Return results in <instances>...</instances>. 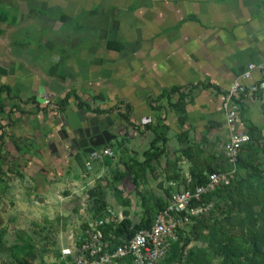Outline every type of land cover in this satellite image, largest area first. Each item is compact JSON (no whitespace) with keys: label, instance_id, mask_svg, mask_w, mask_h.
<instances>
[{"label":"crops","instance_id":"0c3cea01","mask_svg":"<svg viewBox=\"0 0 264 264\" xmlns=\"http://www.w3.org/2000/svg\"><path fill=\"white\" fill-rule=\"evenodd\" d=\"M250 63L264 64V0H0V88L10 90L1 97L36 111L51 137L64 126L75 130L71 114L84 124L85 114L98 112L101 127L115 136L98 153L111 149L117 134L132 152L154 144L164 112L170 136L202 132L224 141V94ZM263 80L264 70L256 69L245 82L240 127L250 133L257 126L264 136ZM44 93L63 101L61 119L53 116L57 108L40 104ZM178 141L167 140L166 149ZM126 178L132 186L124 188ZM131 179L127 174L117 185L126 196L137 189ZM160 180L168 189L174 179ZM107 201L118 214L132 213L117 199Z\"/></svg>","mask_w":264,"mask_h":264},{"label":"rangeland","instance_id":"374dc122","mask_svg":"<svg viewBox=\"0 0 264 264\" xmlns=\"http://www.w3.org/2000/svg\"><path fill=\"white\" fill-rule=\"evenodd\" d=\"M62 102L57 100L54 106L48 105L58 110L53 116L62 115ZM19 106L18 102L6 95L0 102V264H22L20 260H27L30 264L62 262L59 256L62 245L69 241L76 230L97 216V192L105 194L106 202L128 200L127 206L132 211L129 217L134 225L146 218L147 211L154 216L159 209L156 203L158 198L168 197L166 188H158L162 181L160 178L168 184L173 176L181 175L185 169L202 168L222 157V137L211 138L202 132L168 135L166 130L170 128V118L167 112L158 120L162 133L156 137L155 145L140 146L132 152L130 149L133 146L128 144L129 140L117 134L112 141V154L105 159L103 150H98L99 156L95 157L84 152L78 131L71 128L66 130L64 126L61 134L51 137L52 131L46 128L45 121L37 116L36 111H29L26 107L23 110ZM119 112L121 117L123 111ZM97 115L99 113L95 112L94 118H98ZM84 117L87 121L93 118L91 114ZM150 121L141 120L136 124L139 128L150 124ZM253 130V149L248 151L251 158H246L249 165H243L240 170V177L245 179L242 186L244 196L254 193L258 184L264 183V136L259 127L255 126ZM172 139L181 140L182 143L169 142L172 148L166 149L167 140ZM124 142L127 148L121 144ZM162 148L165 151H160ZM159 152V157L148 160L150 154ZM184 158H189L190 165L183 166ZM99 159H104L105 163ZM88 162L91 167L87 165ZM128 170L137 177V189L127 196L121 192L119 197L114 178ZM92 190H95L94 196ZM259 192L263 195L264 188ZM239 197L240 193L233 197L237 204L228 217L226 212L230 210L232 199L217 201L216 198L214 209L202 218V237L195 238L196 228L193 222L190 223L183 230L182 257L171 261L168 259L164 264H193L188 251L208 246L213 233L222 228H228L236 241L242 244L240 220L246 213ZM261 205H255L256 211L264 208ZM114 206L117 207L116 204ZM186 237L191 240L184 245ZM239 258L247 264L244 256ZM209 261L218 264L222 257L216 254Z\"/></svg>","mask_w":264,"mask_h":264},{"label":"built area","instance_id":"2783aa9c","mask_svg":"<svg viewBox=\"0 0 264 264\" xmlns=\"http://www.w3.org/2000/svg\"><path fill=\"white\" fill-rule=\"evenodd\" d=\"M256 69L264 70V64L250 63L247 70L224 94L222 108L228 137L221 142L220 151L231 168L209 173L207 182L203 184H194L191 172H187L183 180H171V194L167 198V204L158 210L152 224L138 229L130 238L115 247L106 239L104 228L109 223L118 224L124 217L122 213L118 214L112 207L107 206L105 217L93 218L62 245L63 264H115L123 258H130L133 264H163L173 244L180 239V233L193 222V218L205 216L214 209L215 201H206L205 195L231 182L237 171L241 151L253 140L252 135L240 127V118L241 102L249 91L245 82ZM259 86L264 88V80ZM41 97L40 104L55 105L51 94L44 93ZM103 153L112 154L110 149ZM92 155L98 157L99 153L94 152ZM87 165L91 167L90 162ZM128 181L127 178L124 180V188L130 184ZM131 182L134 185L132 179Z\"/></svg>","mask_w":264,"mask_h":264},{"label":"trees","instance_id":"16d2710c","mask_svg":"<svg viewBox=\"0 0 264 264\" xmlns=\"http://www.w3.org/2000/svg\"><path fill=\"white\" fill-rule=\"evenodd\" d=\"M4 90H8V93L10 92L9 88L7 86H2L0 88V102L2 100L1 93ZM80 106H83V103L80 104ZM1 110V107H0ZM254 130L252 129L250 131V134H252ZM253 136V134H252ZM253 140L245 146V148L241 151L238 163H237V171L235 176L232 178L231 182L227 185H223L221 187H218L213 192L205 195L206 201H211L216 198L217 201H226L228 199H232V204L230 206L229 212H226L227 217L231 215V211L233 207L237 204L233 197L236 198V195L240 193L241 200L244 205L245 209V217L242 218L240 221V225L242 226V244L238 243L236 241V237L231 234L228 228H222L221 231L214 232L211 236L212 239L209 242L208 246H199L194 249H190L188 251V257L192 260L193 264H212L210 258L212 259L214 255H220L222 257V261L218 264H244V261L240 260V256H244L245 261L247 264H264V193L263 195H260L259 190L264 188V183L258 184L257 189L254 191V193L250 192L248 196H244L242 194V186L245 182V179L243 180L240 177V170L243 167H248V163L246 158L251 155L248 153V151H252L253 147ZM155 145V142H154ZM160 151H165L163 148L160 149ZM264 151V149H263ZM161 152L150 154L148 157V160H152L154 158L159 157ZM264 154V153H263ZM222 158V159H221ZM218 158L214 162L209 163L208 166L204 167H198L191 169V174L194 177V184H203L207 182L208 174L214 171H222V170H228L231 168V165L229 164L228 160L223 156ZM250 163L252 164L251 160ZM250 164V165H251ZM133 175V182L137 186V177L134 176L133 172L131 170H128L127 172H121L115 176V188L116 192L121 196V191L118 189L117 185L118 183L127 175L131 174ZM262 177V176H260ZM174 180H183L182 175H176L173 176ZM167 196L169 197L171 194V189H167ZM233 196V197H231ZM118 197V198H119ZM167 197V198H168ZM231 197V198H230ZM261 197V198H260ZM167 198H158L157 200V206L158 210L165 207L167 204ZM97 202L98 207L96 209V215L97 217H105V210L107 206V202L105 200V194L97 192ZM121 202V201H120ZM261 202L263 203L261 205ZM122 203L127 206L129 201L128 200H122ZM215 204L216 201H215ZM261 205L263 209L260 211H256L255 205ZM211 212V211H210ZM209 212V213H210ZM208 213V214H209ZM146 218H143L142 221L136 224H132V221L130 217L123 218L118 224L114 225L112 223H109L105 226L104 232L105 237L108 241H110L111 246L115 247L119 244H121L124 240L130 238L138 229L142 227H147L152 224L154 216H151L149 212L147 211ZM207 216V215H205ZM193 218V225H195V238L202 237L201 235V229L203 228V218ZM202 224V225H201ZM220 230V229H219ZM183 239V231L180 233V239L176 241L173 244L172 250L169 254V256L164 260L168 259L173 260L177 258H181L183 255L184 246H181V241ZM185 244L191 240L190 237L184 238ZM215 251V253H211V251ZM212 255V257H211ZM59 256H61V251H59ZM130 260V263H132V260L130 258H126ZM22 264H30L27 260H20ZM41 264H63L62 262H52V263H46L42 262Z\"/></svg>","mask_w":264,"mask_h":264},{"label":"water","instance_id":"95a60500","mask_svg":"<svg viewBox=\"0 0 264 264\" xmlns=\"http://www.w3.org/2000/svg\"><path fill=\"white\" fill-rule=\"evenodd\" d=\"M69 122L73 129L77 130L81 136L80 145L84 148V152L94 153L96 149L107 145L115 136L107 128L103 129L98 122V118H93L83 124L76 113L69 116ZM164 182L158 184V188L163 189ZM95 195V190L91 192ZM130 214L128 209L124 210L123 217L126 218Z\"/></svg>","mask_w":264,"mask_h":264}]
</instances>
